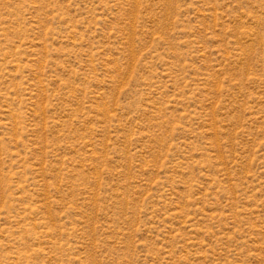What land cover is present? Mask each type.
<instances>
[{
  "label": "rangeland",
  "instance_id": "1",
  "mask_svg": "<svg viewBox=\"0 0 264 264\" xmlns=\"http://www.w3.org/2000/svg\"><path fill=\"white\" fill-rule=\"evenodd\" d=\"M0 264H264V0H0Z\"/></svg>",
  "mask_w": 264,
  "mask_h": 264
}]
</instances>
